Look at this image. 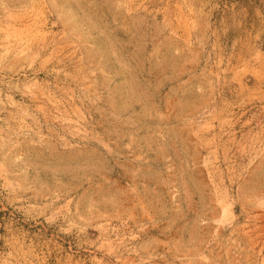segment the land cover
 <instances>
[{"label":"rangeland","instance_id":"374dc122","mask_svg":"<svg viewBox=\"0 0 264 264\" xmlns=\"http://www.w3.org/2000/svg\"><path fill=\"white\" fill-rule=\"evenodd\" d=\"M0 264H264V0H0Z\"/></svg>","mask_w":264,"mask_h":264}]
</instances>
